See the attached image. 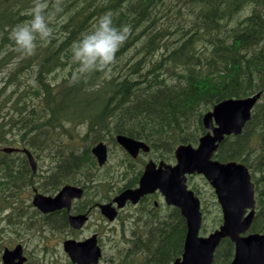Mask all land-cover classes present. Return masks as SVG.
<instances>
[{"label": "trees", "instance_id": "16d2710c", "mask_svg": "<svg viewBox=\"0 0 264 264\" xmlns=\"http://www.w3.org/2000/svg\"><path fill=\"white\" fill-rule=\"evenodd\" d=\"M32 3L0 0V145L54 153L56 175L65 178L69 165L71 182L79 183L80 175L90 177L97 168L92 148L100 141L115 142L117 135L144 140L158 152L164 147L171 162L178 145H198L207 132L203 118L215 105L262 93L243 133L227 137L215 158L249 168L257 201L251 231L264 233V0H62L50 42L24 57L8 34L28 18ZM105 12L117 25L130 26L129 37L115 65L71 84V45ZM22 174L0 164V201L10 203L21 194L2 179L16 183ZM98 179L104 201L110 200L115 174L105 170ZM189 185L202 200L207 234L222 223L219 205L203 178L190 177ZM151 220L135 240L112 241L116 254L108 262L172 264L180 258L187 234L180 211ZM24 226L28 232L32 227ZM2 233L0 224V239ZM234 254V244L225 239L213 264H229Z\"/></svg>", "mask_w": 264, "mask_h": 264}, {"label": "water", "instance_id": "95a60500", "mask_svg": "<svg viewBox=\"0 0 264 264\" xmlns=\"http://www.w3.org/2000/svg\"><path fill=\"white\" fill-rule=\"evenodd\" d=\"M261 95L259 93L249 98L229 99L217 104L203 118L208 132L201 137L197 147L178 146L175 152L176 165L161 163L157 167L150 163L140 187L127 190L114 200L122 208L129 200L137 202L143 195L160 190L169 205L181 209L187 220L188 231L184 253L173 264H213L215 252L226 238L235 245V257L230 264H264V234H246L253 223L256 207L255 186L250 172L242 163H221L213 159L226 136L242 134ZM117 142L134 157L141 148L149 150L144 143L126 136L119 135ZM3 151L11 153L15 149L5 148ZM25 152L36 171L33 157L29 151ZM93 154L99 165L103 166L108 159V148L101 142L93 148ZM196 173L204 175L215 189L223 212L222 225L205 237L200 236L203 222L201 202L187 185V176ZM82 195V189L65 186L55 197L36 194L33 204L49 213L69 208L70 202ZM101 209L109 220L115 219L117 212L112 203L101 205ZM86 221L85 215L75 216L71 219V225L75 229H81ZM64 250L74 264H99L103 255L96 235L84 241L68 239L64 242ZM17 259L19 262H16ZM3 261L4 264H22V247L18 246L13 251L7 249Z\"/></svg>", "mask_w": 264, "mask_h": 264}, {"label": "flooded vegetation", "instance_id": "af4514ba", "mask_svg": "<svg viewBox=\"0 0 264 264\" xmlns=\"http://www.w3.org/2000/svg\"><path fill=\"white\" fill-rule=\"evenodd\" d=\"M132 139L144 143L149 150L146 151L141 148L138 155L134 157L123 146L117 143V139L116 142H105L109 153L107 163L100 166L96 160L97 168L93 171L92 175L88 177L87 174L85 175L86 172L80 175L78 178L79 183L71 182V170L69 165L64 167L65 178H62L60 174L56 175V172L59 171L60 168L57 169L59 165L55 162L56 156L54 153H33L28 147H24L23 145L17 147L18 151L15 152H1L0 164H2L3 167L8 168V166L12 164L18 169L24 170V174L21 175L16 183L14 180H11L10 177L2 179V183L6 186L16 184L18 186L16 189L20 193L25 190H31L32 199L26 206L22 203L15 202L16 205L6 203L0 208V224L3 230L0 239V264H4L3 256L5 251L7 249L13 251L18 246L22 247V257L24 258L22 264H71L67 255L66 259L62 256V254H64L63 251L48 249L49 241L54 238V234H56V236H61V249H63V244L68 239L84 241L94 235L97 236L99 244L102 246L104 237L109 240L121 238L133 241L136 236L142 233L144 225L151 218L168 216V212L175 209V207L168 205L160 190L143 195L137 202L129 200L122 208H119L114 202V200L125 191L136 190L140 187L141 179L150 163L156 164L157 167L161 163L176 164L175 155L171 162L166 160L164 147L161 148V152H158L157 150H153L148 142L135 138ZM112 147L113 152L114 148L117 147L123 152V155L121 159L118 158L116 162L109 164L112 156ZM25 150L31 153L36 163V171H34L28 153H26ZM11 160L14 162L11 163ZM40 160H47L49 162L42 164ZM104 170H108L116 176V182L113 186L114 191L110 196V200L107 201L103 199V181L98 179V176L103 173ZM65 186H74L83 191L82 197L74 198L70 202L69 208L64 207L45 213L33 205V199L36 194L55 197ZM111 203L117 212L113 221L109 220L101 209V205ZM23 212L28 216L26 215L23 218L21 216ZM80 215H85L87 221L81 229H75L71 225V219L72 217ZM121 221L122 226L119 228L116 224ZM27 222H30L32 226L29 232L26 231L27 228L24 226V223ZM94 223L97 225L96 228L86 234L87 229ZM103 225H105V228L108 230L105 234L103 233ZM13 229L16 231L14 232L15 235L19 237L16 239H9ZM117 235L118 237H115ZM16 262H19V259H17Z\"/></svg>", "mask_w": 264, "mask_h": 264}, {"label": "clouds", "instance_id": "9594fccd", "mask_svg": "<svg viewBox=\"0 0 264 264\" xmlns=\"http://www.w3.org/2000/svg\"><path fill=\"white\" fill-rule=\"evenodd\" d=\"M62 10V0H33L26 13L28 18L14 24L9 31L15 50L30 57L40 46L47 45L54 34L53 20ZM129 33L130 26L117 25L110 12L100 15L71 45L70 61L74 68L69 83L88 82L94 74L112 66Z\"/></svg>", "mask_w": 264, "mask_h": 264}, {"label": "rangeland", "instance_id": "374dc122", "mask_svg": "<svg viewBox=\"0 0 264 264\" xmlns=\"http://www.w3.org/2000/svg\"><path fill=\"white\" fill-rule=\"evenodd\" d=\"M13 67V66H12ZM11 67V68H12ZM4 71H7V69H4ZM2 75H4V73L2 74ZM1 74H0V76L2 77V78H4V76H2ZM0 85H1V81H0ZM104 142H106V143H108L107 141H104ZM110 143H112V142H110ZM6 147H10V146H2V145H0V153L2 152V150H3V148H6ZM13 147H19V146H13ZM122 155H123V152L119 149V148H117V147H115L114 148V152H113V147H112V156H111V158H110V162H109V164L110 163H112V162H116V160L119 158V159H121V157H122ZM40 162L43 164V163H48L49 161H47V160H40ZM109 169V168H108ZM105 171V170H104ZM106 171H108V170H106ZM198 179H200V178H198ZM201 182V181H200ZM201 184H202V182H201ZM19 192V191H18ZM31 190H25L24 192H22L21 194H19L18 196H17V199L15 200V201H11L9 204H15L16 205V203L15 202H19V203H22L24 206H26V204L27 203H29L30 202V200L32 199V194H31ZM6 203H3V201H0V208L2 207V206H4ZM34 217H35V214H34ZM96 224L94 223V224H92L90 227H89V229H87V231H86V234H88V233H90V231H92V230H94L95 228H96ZM116 226H118L119 228H121V226H122V221L121 222H119V223H117L116 224ZM108 232V230L105 228V225H103V233L105 234V233H107ZM130 234V233H129ZM19 236H17V235H15V233H14V229H13V232H11V235L9 236V239H16V238H18ZM54 238L52 239V240H50L49 241V246H48V249L49 250H52V249H56V250H60V251H63V249H61L62 247H61V244H62V239H61V236H56V234H54V236H53ZM82 237V236H81ZM115 237H118V235L117 236H115ZM116 240H120V242H124L123 241V239H121V238H119V239H115V240H109L108 238H106V237H104V239L102 240V248H103V250H104V259L101 261V263L100 264H111L110 262H108V258L109 257H111V256H113L114 255V253H115V249L112 247V241H116ZM52 241V242H51ZM5 242H7V241H5ZM40 243V242H39ZM63 253H64V251H63ZM39 254L42 256V254L39 252ZM116 254V253H115ZM62 256L66 259L67 258V256H66V254L64 253V254H62ZM107 259V260H106Z\"/></svg>", "mask_w": 264, "mask_h": 264}, {"label": "bare ground", "instance_id": "6f19581e", "mask_svg": "<svg viewBox=\"0 0 264 264\" xmlns=\"http://www.w3.org/2000/svg\"><path fill=\"white\" fill-rule=\"evenodd\" d=\"M211 3V2H210ZM204 5V4H203ZM211 6V5H210ZM148 7H150V6H148ZM166 12V11H165ZM150 13V12H149ZM148 13V14H149ZM160 17V16H159ZM155 18V17H154ZM75 22V21H74ZM156 23V22H155ZM253 26V25H252ZM70 28V27H69ZM85 30V29H84ZM80 35V34H79ZM171 36V35H170ZM155 43H156V41H155ZM160 43V42H159ZM131 45V44H130ZM65 49V48H64ZM69 49V48H68ZM178 49V48H177ZM136 55V54H135ZM142 58V57H141ZM139 61V60H138ZM160 63V62H159ZM115 65V64H114ZM151 65V64H150ZM160 65V64H159ZM171 65H173V64H171ZM187 66V65H186ZM167 67V66H166ZM172 67V66H171ZM178 67V66H177ZM260 67V66H259ZM63 68V67H62ZM61 68V69H62ZM115 68V67H114ZM184 68V67H183ZM193 68V67H192ZM67 69V68H66ZM168 69V68H167ZM170 69V68H169ZM73 70V69H72ZM60 71V70H59ZM139 71V70H138ZM137 71V72H138ZM168 71H170V70H168ZM159 72V71H158ZM165 72V71H164ZM162 73V72H161ZM258 76V75H257ZM118 77V76H117ZM98 78V77H97ZM254 79V78H253ZM98 80V79H97ZM112 80V79H111ZM105 82V81H104ZM108 82V81H107ZM112 82V81H111ZM66 83V82H65ZM117 84V83H116ZM157 84V83H156ZM254 84V83H253ZM104 85V84H103ZM105 85H106V83H105ZM111 85V84H110ZM114 85V84H113ZM119 85V84H118ZM117 85V86H118ZM101 86V85H100ZM106 87V86H105ZM108 87H110L109 85H108ZM150 87V86H149ZM51 88V87H50ZM103 89V88H102ZM176 89V88H175ZM251 89V88H250ZM115 90V89H114ZM49 91V90H48ZM107 90H105V92H106ZM259 91V90H258ZM87 93V92H86ZM157 93V92H156ZM124 94V93H123ZM147 94V93H146ZM13 95V94H12ZM20 95V94H19ZM159 95V94H158ZM149 97V96H148ZM151 97V96H150ZM10 98V97H9ZM157 98V97H156ZM113 100V99H112ZM128 100V99H127ZM68 101V100H67ZM119 101V100H118ZM202 101V100H201ZM113 102V101H112ZM117 103V102H116ZM120 103H122L121 101H120ZM148 103V102H147ZM152 104V103H151ZM141 106V105H140ZM120 107V106H119ZM142 108V107H141ZM143 109V108H142ZM134 110H136V109H134ZM42 114V113H41ZM44 114V113H43ZM124 114V113H123ZM103 118V117H102ZM91 122V121H90ZM97 122V121H96ZM90 124V123H89ZM103 124V123H102ZM122 124V123H121ZM105 126V125H104ZM103 126V127H104ZM111 128V127H110ZM97 131V130H96ZM108 132V131H107ZM106 132V133H107ZM102 137V136H101ZM86 139V138H85ZM95 139V138H94ZM98 139V138H97ZM99 141H100V139H99ZM48 142V141H47ZM46 142V143H47ZM107 142H109V141H107ZM40 145V144H39ZM41 146V145H40ZM42 148V147H41ZM63 153V152H62ZM46 155V154H45ZM59 156H61V155H59ZM63 159V158H62ZM78 162V161H77ZM29 164V163H28ZM73 164V163H72ZM83 164V163H82ZM89 165V164H88ZM26 166V165H25ZM87 166V165H86ZM9 167V166H8ZM14 168V167H13ZM22 168V167H21ZM12 169V168H11ZM14 169H16V168H14ZM21 170V169H20ZM6 171V170H5ZM8 172H9V169L7 170ZM4 172V171H3ZM6 174V173H5ZM4 175V174H3ZM26 175V174H25ZM75 175V174H74ZM86 175V174H85ZM1 176V175H0ZM38 179V178H37ZM94 179V178H93ZM28 181V180H27ZM20 182V181H19ZM58 182H60V181H58ZM26 183V182H25ZM18 184V183H17ZM82 184H83V182H82ZM93 184V183H92ZM32 185V184H31ZM43 185V184H42ZM24 186V185H23ZM17 187V186H16ZM61 187V186H60ZM20 188V187H19ZM12 189V188H11ZM23 190V189H22ZM44 190V189H43ZM29 213V212H28ZM19 214V213H18ZM23 214V213H22ZM25 214V213H24ZM7 216V215H6ZM28 216V215H27ZM7 220V219H6ZM151 220V219H150ZM22 221V220H21ZM152 221V220H151ZM12 223V222H11ZM9 224V223H8ZM33 224V223H32ZM41 224V223H40ZM55 225V224H54ZM53 226V225H52ZM29 227V226H28ZM60 227V226H59ZM64 227V226H63ZM58 228V227H57ZM153 228V227H152ZM30 229V228H29ZM37 229V228H36ZM56 229V228H55ZM155 229V228H154ZM153 230V229H152ZM10 231V230H9ZM122 231V230H121ZM13 232V231H12ZM19 235V234H18ZM9 236V235H8ZM161 238V237H160ZM157 240L159 239V238H156ZM129 241V240H128ZM147 241V240H146ZM167 244V243H166ZM132 245V244H131ZM164 247V246H163ZM177 247V246H176ZM32 249V248H31ZM177 249H178V247H177ZM171 250V249H170ZM51 252V251H50ZM135 252V251H134ZM152 252V251H151ZM176 252V251H175ZM35 253V252H34ZM164 253V252H163ZM159 254V253H158ZM161 255V254H160ZM136 257V256H135ZM156 257V256H155ZM166 257V256H165ZM43 258V257H42ZM32 259V258H31ZM116 259V258H115ZM146 259V258H145ZM174 259V258H173ZM58 260V259H57ZM107 260V259H106ZM126 262V261H125ZM33 263V262H32ZM119 263V262H118ZM154 264V263H153Z\"/></svg>", "mask_w": 264, "mask_h": 264}]
</instances>
